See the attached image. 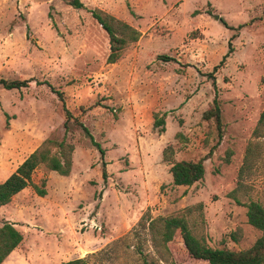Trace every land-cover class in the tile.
Returning a JSON list of instances; mask_svg holds the SVG:
<instances>
[{
  "label": "rangeland",
  "instance_id": "1",
  "mask_svg": "<svg viewBox=\"0 0 264 264\" xmlns=\"http://www.w3.org/2000/svg\"><path fill=\"white\" fill-rule=\"evenodd\" d=\"M81 1L76 10L62 0H0V78L29 81L21 90L0 85V181L46 139L74 147L69 176L40 167L33 182L47 195L29 187L13 203L26 237L16 264H33L23 254L39 248L48 251L42 264H141V252L153 264H208L189 255L179 232L167 250L155 248L151 222L180 215L214 249L251 248L262 233L244 204L264 206L263 141L245 162L264 111V0ZM92 10L141 32L115 64ZM230 40L214 73L224 137L210 154L209 75ZM155 114L166 115L164 130ZM169 145L175 160L207 158L201 182L173 184Z\"/></svg>",
  "mask_w": 264,
  "mask_h": 264
},
{
  "label": "trees",
  "instance_id": "2",
  "mask_svg": "<svg viewBox=\"0 0 264 264\" xmlns=\"http://www.w3.org/2000/svg\"><path fill=\"white\" fill-rule=\"evenodd\" d=\"M62 1L76 10L85 9L81 0ZM91 14L109 36L110 53L107 58V63L115 64L119 62L126 49L130 45L138 42L141 37V32L128 23L118 20L102 10H92ZM224 24L231 30H239L242 28V25L233 28L229 27L226 23ZM231 40L229 42V52L223 57L220 64L214 68L213 73L209 75L213 82L215 97L209 109L204 113V119L208 123L214 124L217 132V142L210 154L220 146L224 137L223 111L214 73L224 65L226 59L232 53L233 47ZM162 59L166 60L168 58L163 57ZM262 83L264 84V77L262 78ZM0 85L8 91L21 90L29 85V81H10L0 78ZM65 112V128L68 131V124L73 119V116L68 109H65ZM165 118V114L161 117L159 114H155V127H163L162 129L164 130ZM85 131L88 132L86 128ZM92 141L98 148L102 159H104L105 151L93 139ZM262 141L264 142V111L253 132V140L249 143L245 160L246 164L252 161L251 156L261 146ZM73 152L74 147L67 142L66 138L61 141L46 139L20 164L6 181L0 183V207L11 203L17 194L28 187H32L38 196L45 197L47 191L33 182L34 173L40 167H44L61 176H69L73 167ZM174 155L175 151L173 146H167L163 152V158L171 166L170 172L175 186L192 187L204 179L206 174L205 161L207 158L198 161H178L174 159ZM106 165V162L103 161V178L105 180L107 178ZM45 183L43 182V185ZM238 203L242 205L241 202L238 201ZM244 205L247 208L248 223L262 233L254 245L247 250L232 251L227 248L214 249L208 246L203 237L195 234L186 215L171 216L152 221L149 227L154 236L152 240L153 244L157 250H167L169 243L179 232L189 255L196 260H201L208 264H264V206L257 201H250ZM22 241V234L10 223L4 222L0 228V264L19 247ZM140 255L141 264H153L142 252ZM61 264H90V262L87 258H78Z\"/></svg>",
  "mask_w": 264,
  "mask_h": 264
},
{
  "label": "crops",
  "instance_id": "3",
  "mask_svg": "<svg viewBox=\"0 0 264 264\" xmlns=\"http://www.w3.org/2000/svg\"><path fill=\"white\" fill-rule=\"evenodd\" d=\"M3 170L0 169V177L3 175ZM14 173V172H13ZM11 175V174H10ZM10 175L6 176L3 180L0 181V183H3L4 181H6ZM29 188V187H28ZM28 188H26L25 190H23L22 192H20L19 194H17L11 201V203H9L8 205L2 206L0 207V217L4 218V222H8L10 223L17 231H19L22 236H23V241L22 243L19 245V247L14 250L6 259L2 264H16L15 262V258H17L19 256V251L18 249L20 247H22V245L25 243L26 241V237L23 233V230L21 229L20 226V221L18 218H15V216L19 215L14 206L13 203L16 200V198H20L22 197V195L25 193V191L28 190ZM47 192H49L48 187H47ZM19 206L22 205V203H18ZM8 213V214H6ZM4 222L0 225V228L3 226ZM28 226V225H27ZM30 249V248H29ZM48 251H45L43 248H39V249H32V250H28L27 254H23V257H28V258H32L33 264H42L46 262V256H48L47 254ZM50 259V258H49ZM31 264V263H28ZM59 264V263H58Z\"/></svg>",
  "mask_w": 264,
  "mask_h": 264
},
{
  "label": "water",
  "instance_id": "4",
  "mask_svg": "<svg viewBox=\"0 0 264 264\" xmlns=\"http://www.w3.org/2000/svg\"><path fill=\"white\" fill-rule=\"evenodd\" d=\"M216 17V19H219V16H215Z\"/></svg>",
  "mask_w": 264,
  "mask_h": 264
},
{
  "label": "built area",
  "instance_id": "5",
  "mask_svg": "<svg viewBox=\"0 0 264 264\" xmlns=\"http://www.w3.org/2000/svg\"><path fill=\"white\" fill-rule=\"evenodd\" d=\"M85 226H88V224H85Z\"/></svg>",
  "mask_w": 264,
  "mask_h": 264
}]
</instances>
